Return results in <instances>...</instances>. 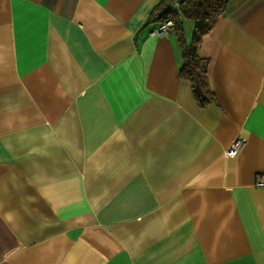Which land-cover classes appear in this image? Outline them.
<instances>
[{"label":"crops","instance_id":"1","mask_svg":"<svg viewBox=\"0 0 264 264\" xmlns=\"http://www.w3.org/2000/svg\"><path fill=\"white\" fill-rule=\"evenodd\" d=\"M158 1L0 0V264H264V0L203 35L199 101Z\"/></svg>","mask_w":264,"mask_h":264},{"label":"trees","instance_id":"2","mask_svg":"<svg viewBox=\"0 0 264 264\" xmlns=\"http://www.w3.org/2000/svg\"><path fill=\"white\" fill-rule=\"evenodd\" d=\"M171 1L159 0L150 12L148 20L160 22L167 17L173 18L172 31L181 52L179 74L190 81L193 95L197 100L200 93L212 98L213 93L209 88L206 75L208 61L198 55L197 49L203 35L214 27L217 19L225 11L228 0H179L176 12L169 9ZM181 19L193 21V30L188 42L185 39ZM205 96L201 99V105L207 102Z\"/></svg>","mask_w":264,"mask_h":264},{"label":"built area","instance_id":"3","mask_svg":"<svg viewBox=\"0 0 264 264\" xmlns=\"http://www.w3.org/2000/svg\"><path fill=\"white\" fill-rule=\"evenodd\" d=\"M178 6H179V0H172L169 3V9L172 12H176ZM173 24H174L173 18L167 17L164 20L160 21L158 25L151 30V34H157V35L168 34L172 30ZM239 144H240L239 138L231 142L224 150L225 156L228 157L233 156L237 152ZM254 183L256 186H264V173H257L255 175Z\"/></svg>","mask_w":264,"mask_h":264},{"label":"rangeland","instance_id":"4","mask_svg":"<svg viewBox=\"0 0 264 264\" xmlns=\"http://www.w3.org/2000/svg\"><path fill=\"white\" fill-rule=\"evenodd\" d=\"M181 21H183L182 23L185 25V30H186V34L189 36L192 31V27H193V21L188 20V19H181Z\"/></svg>","mask_w":264,"mask_h":264}]
</instances>
